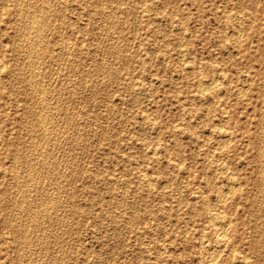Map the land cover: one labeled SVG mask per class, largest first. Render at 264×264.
I'll list each match as a JSON object with an SVG mask.
<instances>
[{
	"label": "rangeland",
	"instance_id": "obj_1",
	"mask_svg": "<svg viewBox=\"0 0 264 264\" xmlns=\"http://www.w3.org/2000/svg\"><path fill=\"white\" fill-rule=\"evenodd\" d=\"M0 65V264H264V0H0Z\"/></svg>",
	"mask_w": 264,
	"mask_h": 264
},
{
	"label": "bare ground",
	"instance_id": "obj_2",
	"mask_svg": "<svg viewBox=\"0 0 264 264\" xmlns=\"http://www.w3.org/2000/svg\"><path fill=\"white\" fill-rule=\"evenodd\" d=\"M21 1V0H20ZM27 1V0H26ZM33 3V2H32ZM50 4V3H49ZM25 5V4H24ZM124 5V4H123ZM40 7V6H39ZM43 7H45V6H43ZM140 7H141V5H140ZM28 8V7H27ZM129 8V7H128ZM22 9V8H21ZM30 9V8H29ZM40 9V8H39ZM48 9H50V8H48ZM54 10V9H53ZM21 12V11H20ZM19 12V13H20ZM101 12V11H100ZM30 15V14H29ZM94 15V14H93ZM106 15V14H105ZM169 15V14H168ZM33 17V16H32ZM139 18V17H138ZM33 19V18H32ZM29 20V19H28ZM38 20V19H37ZM32 21V20H31ZM34 21V20H33ZM51 22V21H50ZM40 23H42V22H40ZM252 23V22H251ZM38 24V23H37ZM103 24V23H102ZM29 25V24H28ZM27 25V26H28ZM43 25V24H42ZM35 26H36V24H35ZM33 27V26H32ZM24 28V27H23ZM29 29H30V27H28ZM44 28V27H43ZM240 28V27H239ZM36 29V28H35ZM37 30V29H36ZM29 32V31H28ZM25 34V33H24ZM28 34V33H27ZM110 34V33H109ZM103 35V34H102ZM107 35V34H106ZM105 36V35H104ZM158 36V35H157ZM236 36V35H235ZM35 37V36H34ZM241 37V36H240ZM115 38V37H114ZM31 40V39H30ZM34 41V40H33ZM92 42V41H91ZM100 42V41H99ZM32 45V44H31ZM156 45V44H155ZM30 47V46H29ZM36 47H37V44H36ZM64 47V46H63ZM105 47H107V46H105ZM31 48H32V46H31ZM30 50V49H29ZM40 50V49H39ZM29 54H30V52H29ZM39 54V53H38ZM36 55V54H35ZM147 56V55H146ZM165 57V56H164ZM25 58H27V57H25ZM192 58V57H191ZM186 59V58H185ZM35 60V59H34ZM163 61V60H162ZM189 61V60H188ZM109 62V61H108ZM184 62V61H183ZM72 64V63H71ZM143 65V64H142ZM1 66V65H0ZM108 66V65H107ZM114 66V65H113ZM220 67V66H219ZM37 68V67H36ZM222 68V67H221ZM37 70V69H36ZM201 71V70H200ZM22 72V71H21ZM93 74V73H92ZM97 76V75H96ZM205 76V75H204ZM217 76V75H216ZM203 77V76H202ZM212 77V76H211ZM200 78V83H199V80H198V82H197V84L199 83V85L202 87V88H209L210 86H211V88L213 87V85H215L214 84V81H216L215 80V78ZM213 77H215V76H213ZM220 77V76H219ZM24 78V77H23ZM85 78V77H84ZM86 81V80H85ZM84 81V82H85ZM228 81V80H227ZM97 82V81H96ZM35 84V83H34ZM86 84V83H85ZM85 84H84V86H85ZM98 85V84H97ZM216 85H217V83H216ZM198 86V85H197ZM135 87V86H134ZM199 87V86H198ZM197 87V88H198ZM200 87V88H201ZM244 87V86H243ZM45 88V87H44ZM201 88V89H202ZM247 88V87H246ZM245 89V88H244ZM59 90V89H58ZM73 90V89H72ZM208 90V89H207ZM210 90V89H209ZM218 90V89H217ZM247 90V89H246ZM44 91V90H43ZM142 91V90H141ZM204 91V90H203ZM205 91H206V89H205ZM210 92V91H209ZM244 92V91H243ZM136 93V92H135ZM241 93H242V91H241ZM200 94V93H199ZM149 95V94H148ZM244 95V94H243ZM67 96V95H66ZM40 97V96H39ZM43 102H44V100H42ZM42 101H41V103H42ZM262 101H264V100H262ZM59 105V104H58ZM44 106V105H43ZM42 106V107H43ZM182 108V107H181ZM212 108H213V106H212ZM222 108V107H221ZM55 109V108H54ZM224 109V108H223ZM43 111V110H42ZM53 112V111H52ZM226 112V111H225ZM56 113V112H55ZM207 114V113H206ZM49 115V114H48ZM39 116H42L41 114L39 115ZM51 116V115H50ZM144 116V115H143ZM43 118H45V116L43 117ZM70 118H71V116H70ZM69 118V119H70ZM34 119V118H33ZM40 119V118H39ZM41 119H42V117H41ZM54 119V118H53ZM227 119V118H226ZM263 120V119H262ZM42 122V121H41ZM48 123V122H47ZM198 123V122H197ZM264 123V122H263ZM46 125V124H45ZM51 125V124H50ZM264 125V124H263ZM30 127V126H29ZM263 127V126H262ZM61 129V128H60ZM153 130V129H152ZM175 130V129H174ZM263 130V129H262ZM48 131V130H47ZM226 133H228V132H226ZM263 133H264V130H263ZM220 134V133H219ZM233 134V133H232ZM37 135V134H36ZM47 135V134H46ZM213 135V134H212ZM225 135H227V134H225ZM230 135V134H229ZM262 135V134H261ZM222 136V135H221ZM235 137V136H234ZM77 138V137H76ZM227 139H228V137H227ZM44 140V139H43ZM54 140V139H53ZM231 140V139H230ZM70 141V140H69ZM201 141H203V140H201ZM203 143V142H202ZM201 143V144H202ZM229 143V142H228ZM225 144V143H224ZM264 144V143H263ZM204 145V144H203ZM35 146V145H34ZM45 146V145H44ZM147 146V145H146ZM42 147V146H41ZM40 147V148H41ZM53 147V146H52ZM79 147V146H78ZM30 148V147H29ZM154 148V147H153ZM218 149H220V148H218ZM143 150V149H142ZM157 150V149H156ZM30 155V154H29ZM36 155V154H35ZM44 155V154H43ZM47 155V154H46ZM261 155V154H260ZM127 157V156H126ZM25 158H26V156H25ZM38 158V157H37ZM215 159V158H214ZM64 162V161H63ZM263 163V162H262ZM224 164V163H223ZM261 164V163H260ZM22 165V164H21ZM68 165H69V163H68ZM139 165V164H138ZM59 166V165H58ZM176 166V165H175ZM225 166V165H224ZM63 167V166H62ZM217 167V166H216ZM226 167V166H225ZM58 168V167H57ZM32 169V168H31ZM263 169V168H262ZM81 170V169H80ZM223 170V169H222ZM24 171V170H23ZM31 172V171H30ZM46 172V171H45ZM222 172H224V171H222ZM261 174V173H260ZM263 174V173H262ZM58 175V174H57ZM147 176V175H146ZM44 177V176H43ZM30 178V177H29ZM52 178V177H51ZM229 178V177H228ZM67 179V178H66ZM207 179V178H206ZM234 180H235V178H234ZM26 181V180H25ZM229 182V181H228ZM227 182V183H228ZM235 182H236V180H235ZM262 182H263V180H262ZM147 184H148V182H147ZM207 184V183H206ZM231 185V184H230ZM237 185V184H236ZM235 185V186H236ZM24 186V185H23ZM144 186V185H143ZM162 186V185H161ZM234 186V187H235ZM53 187V186H52ZM231 187V186H230ZM233 187V188H234ZM237 187V186H236ZM240 187V186H239ZM148 188V187H147ZM227 188H229V187H227ZM230 189H232V188H229V190ZM22 190V189H21ZM216 190H219L218 188L216 189ZM224 191V193H223V191H221L220 190V192H221V196H219L220 198L221 197H225V195L228 193V192H231V191ZM236 190V189H235ZM234 190V191H235ZM53 191V190H52ZM232 191H233V189H232ZM239 191V190H238ZM258 191V190H257ZM16 192V191H15ZM27 192V191H26ZM216 192V191H215ZM218 192V191H217ZM19 193V192H18ZM232 193V192H231ZM15 194V193H14ZM17 195V194H16ZM43 195V194H42ZM59 195V194H58ZM50 196V195H49ZM34 197V196H33ZM47 197V196H46ZM204 197H205V195H204ZM262 197V196H261ZM218 198V197H217ZM227 198V197H226ZM226 198H224L225 200H226ZM205 199V198H204ZM204 199H203V201H204ZM207 199V198H206ZM14 201V200H13ZM42 201V200H41ZM206 201V200H205ZM223 201V200H222ZM224 202V201H223ZM47 203H49V202H47ZM207 203V202H206ZM19 204V203H18ZM21 204V203H20ZM23 204V203H22ZM21 204V205H22ZM40 204V203H39ZM16 205V204H15ZM40 206V205H39ZM207 206V205H206ZM257 206V205H256ZM205 207V206H204ZM52 208V207H51ZM203 208V207H202ZM50 209V208H49ZM206 209V208H205ZM18 210V209H17ZM208 210V209H207ZM44 211V210H43ZM213 213V212H212ZM43 214V213H42ZM210 214V213H209ZM220 214V213H219ZM219 214H218V217H220L219 216ZM222 214V213H221ZM65 215V214H64ZM223 215V214H222ZM210 216V215H209ZM216 216V215H215ZM56 217V216H55ZM61 217V216H60ZM217 217V218H218ZM224 217V216H223ZM53 218V217H52ZM211 218H213V217H210L209 219L211 220ZM220 218H222V216L220 217ZM216 219V218H214V219H216V224H217V229H216V231H215V229H214V231L217 233L216 235L218 236V239H217V241H218V243H219V246H221V247H223V245H225V243H224V240H223V238H224V233H225V230H227V222L224 220V218L223 219ZM226 219H228L227 217H225ZM45 219V218H44ZM65 219V218H64ZM12 221V220H11ZM214 221V220H213ZM228 222H229V220H227ZM27 224V223H26ZM34 224V223H33ZM66 224V223H65ZM58 225V224H57ZM63 225V224H62ZM214 225V223L211 225V227ZM21 226V225H20ZM228 226H229V224H228ZM59 227V226H58ZM65 227V226H64ZM189 227V226H188ZM216 227V226H215ZM63 228V227H62ZM36 229V228H35ZM64 229V228H63ZM39 230V229H38ZM25 231V230H24ZM186 231H188V229L186 230ZM205 233V232H204ZM47 234V233H46ZM167 235V234H166ZM25 237V236H24ZM46 237V236H45ZM42 238V237H41ZM42 240V239H41ZM47 240V239H46ZM64 240V239H63ZM203 240V239H202ZM204 240H206V239H204ZM214 240V239H213ZM61 241V240H60ZM62 242V241H61ZM204 242V241H203ZM216 242V241H215ZM213 243V242H212ZM217 243V242H216ZM33 244V243H32ZM200 244V243H199ZM202 244V243H201ZM200 244V245H201ZM207 244H209V243H207ZM229 244V243H228ZM213 245V244H212ZM202 246V245H201ZM218 248V247H217ZM220 248V247H219ZM209 249H211L210 248V246H209ZM208 249V250H209ZM213 249V248H212ZM221 249V248H220ZM220 249H218V250H215V251H212V253L211 254H209V256H208V262H210V261H213V260H215L216 258H217V256H218V254L221 252L220 251ZM231 249V248H230ZM42 250V249H41ZM222 250V249H221ZM229 250V249H228ZM220 251V252H219ZM24 252V251H23ZM42 252V251H41ZM230 252H232V249H231V251ZM232 254V253H231ZM220 255V254H219ZM58 256V255H57ZM206 256H207V254H206ZM241 256V255H240ZM41 257H42V255H41ZM48 257V256H47ZM231 257V256H230ZM29 258V257H28ZM242 258H243V255H242ZM48 259V258H47ZM52 260V259H51ZM243 260V259H242ZM240 261V260H236V261H238L239 262V264H243L244 263V261ZM233 261H234V259H233ZM248 261V260H247ZM58 263V262H57ZM230 263V262H229ZM205 264V263H204ZM230 264H232V263H230Z\"/></svg>",
	"mask_w": 264,
	"mask_h": 264
}]
</instances>
